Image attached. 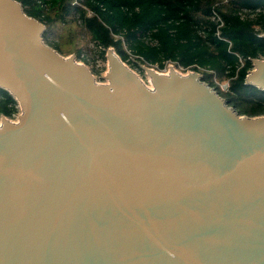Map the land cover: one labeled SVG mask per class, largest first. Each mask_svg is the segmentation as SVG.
<instances>
[{
	"label": "water",
	"instance_id": "1",
	"mask_svg": "<svg viewBox=\"0 0 264 264\" xmlns=\"http://www.w3.org/2000/svg\"><path fill=\"white\" fill-rule=\"evenodd\" d=\"M46 32L0 0V264H264V116L114 48L99 83Z\"/></svg>",
	"mask_w": 264,
	"mask_h": 264
},
{
	"label": "trees",
	"instance_id": "2",
	"mask_svg": "<svg viewBox=\"0 0 264 264\" xmlns=\"http://www.w3.org/2000/svg\"><path fill=\"white\" fill-rule=\"evenodd\" d=\"M17 1L45 24V42L63 56L80 58L86 42L103 61L114 48L135 69L132 58L159 70L173 64L201 73L240 115L264 116V91L246 85L251 61L264 57V0H80L81 7L74 0ZM16 105L0 89V115L12 118Z\"/></svg>",
	"mask_w": 264,
	"mask_h": 264
},
{
	"label": "rangeland",
	"instance_id": "3",
	"mask_svg": "<svg viewBox=\"0 0 264 264\" xmlns=\"http://www.w3.org/2000/svg\"><path fill=\"white\" fill-rule=\"evenodd\" d=\"M66 41H69V40H66ZM81 54H83V55H81L80 58L78 57V62L87 65L92 70L93 74L95 75V77L99 83H105L106 80H104L103 77L106 76V72L108 69L107 68L108 63H107V61H103L100 59V56H99L100 49L97 46H95L93 43H86L85 42L84 43V49H83ZM68 56H70V55H68ZM83 57H86V58L84 59ZM129 67L133 71H135L148 86H150V87L152 86L150 84L149 77L147 75H145L144 72H142L139 69L132 68L131 66H129ZM167 69L165 70V72L168 71ZM221 88L226 89L225 85H223Z\"/></svg>",
	"mask_w": 264,
	"mask_h": 264
},
{
	"label": "built area",
	"instance_id": "4",
	"mask_svg": "<svg viewBox=\"0 0 264 264\" xmlns=\"http://www.w3.org/2000/svg\"><path fill=\"white\" fill-rule=\"evenodd\" d=\"M34 1H37V2H39V3H42V2H44V1H50V0H34ZM81 1L80 0H74L73 1V6H79V7H81ZM83 9H85L86 10V8H83ZM88 15H92V13L90 12V11H88ZM216 22H218V23H221V19L219 18V17H217V16H215L214 18H213ZM79 24H81V22H79ZM223 25V24H222ZM148 41H150V40H148ZM152 43H154L153 41H152ZM95 45V44H94ZM96 46V45H95ZM170 67H173L174 69H176L178 72H180V73H184V74H186V73H188V72H191V71H187V72H184V70H183V68H181V67H176L175 65H173V64H170V65H168L164 70H159L158 68H156L155 67V69L157 70V71H160L161 73H165V74H167L168 72H169V68ZM168 68V69H167ZM168 70V71H166L165 72V70ZM225 87L227 88L228 86L227 85H225ZM16 109H17V112L13 115V117L12 118H8L11 122H13V123H18V118L21 116V107H20V105H19V103L17 102V105H16Z\"/></svg>",
	"mask_w": 264,
	"mask_h": 264
}]
</instances>
